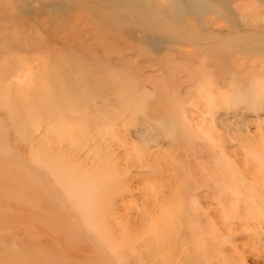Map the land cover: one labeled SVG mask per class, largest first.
<instances>
[{
	"label": "rangeland",
	"instance_id": "rangeland-1",
	"mask_svg": "<svg viewBox=\"0 0 264 264\" xmlns=\"http://www.w3.org/2000/svg\"><path fill=\"white\" fill-rule=\"evenodd\" d=\"M0 264H264V0H0Z\"/></svg>",
	"mask_w": 264,
	"mask_h": 264
},
{
	"label": "bare ground",
	"instance_id": "bare-ground-1",
	"mask_svg": "<svg viewBox=\"0 0 264 264\" xmlns=\"http://www.w3.org/2000/svg\"><path fill=\"white\" fill-rule=\"evenodd\" d=\"M196 11V10H195Z\"/></svg>",
	"mask_w": 264,
	"mask_h": 264
}]
</instances>
